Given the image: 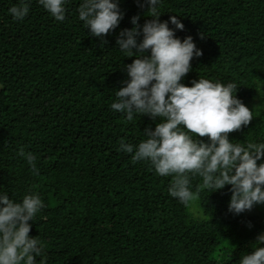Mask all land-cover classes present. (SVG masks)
Here are the masks:
<instances>
[{
  "label": "trees",
  "instance_id": "1",
  "mask_svg": "<svg viewBox=\"0 0 264 264\" xmlns=\"http://www.w3.org/2000/svg\"><path fill=\"white\" fill-rule=\"evenodd\" d=\"M80 2L69 0L59 22L38 0L13 20L8 9L18 0H0V194L20 202L40 193L45 206L29 235L42 241L46 264H239L264 217L229 212V185L185 207L168 193L171 177L120 150L121 141L138 145L159 119L125 122L111 109L135 58L116 38L133 16L141 26L151 19L147 5L118 0L123 19L102 43L79 20ZM160 10L161 21L183 23L169 22L176 37L190 35L203 52L181 82L236 83L254 118L229 139L264 143V0H161ZM21 146L37 156L39 175L17 155Z\"/></svg>",
  "mask_w": 264,
  "mask_h": 264
},
{
  "label": "clouds",
  "instance_id": "2",
  "mask_svg": "<svg viewBox=\"0 0 264 264\" xmlns=\"http://www.w3.org/2000/svg\"><path fill=\"white\" fill-rule=\"evenodd\" d=\"M68 2L38 0L59 22L66 19ZM138 4L147 5L145 15L151 19L141 26L139 16H133V27L122 29L116 38L118 49L135 58L124 66L128 79L115 91L111 109L125 114V122H132L135 115L159 119L154 129H144L145 138L138 145L121 141L120 150L132 154V163L147 162L157 175L171 177L168 193L185 207L198 201L201 191L211 193L226 185L231 192L229 212L241 214L264 204V162L257 163L264 158V143H233L229 139V133L241 130L254 118L235 95L238 85L204 78L193 80L191 86L182 83L192 59L202 56V50L190 35L183 40L176 37L169 22L179 30L184 25L175 15L168 21L159 19L161 0H138ZM30 5L31 0H18L8 12L13 20L22 21ZM123 15L118 0H81L78 7L84 28L101 39L118 27ZM102 43L107 41L102 39ZM204 137L208 142L199 139ZM17 155L33 175H39L36 155L23 146ZM197 177L201 183L193 190ZM44 206L38 191L30 190L20 202L0 194V264H46L42 241L29 235V222ZM261 243L264 233L258 234L254 249L241 256L239 264H264V247H257Z\"/></svg>",
  "mask_w": 264,
  "mask_h": 264
},
{
  "label": "rangeland",
  "instance_id": "3",
  "mask_svg": "<svg viewBox=\"0 0 264 264\" xmlns=\"http://www.w3.org/2000/svg\"><path fill=\"white\" fill-rule=\"evenodd\" d=\"M245 213L248 215L259 214L260 216L264 217V204L255 205L251 211H245ZM260 233H264V228L259 232V234ZM254 241L256 242V239ZM261 245H264V243L259 244V246Z\"/></svg>",
  "mask_w": 264,
  "mask_h": 264
}]
</instances>
